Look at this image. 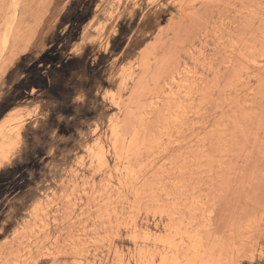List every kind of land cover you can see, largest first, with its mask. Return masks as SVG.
<instances>
[{
	"label": "rangeland",
	"instance_id": "1",
	"mask_svg": "<svg viewBox=\"0 0 264 264\" xmlns=\"http://www.w3.org/2000/svg\"><path fill=\"white\" fill-rule=\"evenodd\" d=\"M0 216V264H264V0H0Z\"/></svg>",
	"mask_w": 264,
	"mask_h": 264
},
{
	"label": "bare ground",
	"instance_id": "2",
	"mask_svg": "<svg viewBox=\"0 0 264 264\" xmlns=\"http://www.w3.org/2000/svg\"><path fill=\"white\" fill-rule=\"evenodd\" d=\"M106 94H108V93H106ZM171 116H172V115H171ZM174 118H175V117H174ZM175 119H176V118H175ZM116 130H117V129H116ZM132 140H133V139H132ZM96 145H97V144H96ZM102 148H103V146L101 145V146H100V149H102ZM122 148H123V147H122ZM128 149H129V148H128ZM128 149H127V150H128ZM120 151H122V150H120ZM122 153H123V151H122ZM122 153H121V154H122ZM126 153H127V152H126ZM125 155H126V154H125ZM174 160H175V159H174ZM127 161H128V160H127ZM141 167H142V166H141ZM181 167H182V164H181ZM138 170H139V169H138ZM133 171H134V170H133ZM131 172H132V171H131ZM131 172H130V174H131ZM132 173H133V172H132ZM180 176H181V175H180ZM174 179H176V178H174ZM176 180H177V179H176ZM183 180H184V179H183ZM183 180H182V181H183ZM175 182H176V181H175ZM186 184H187V183H186ZM157 186H158V185H157ZM179 186H183V185L181 184V185H179ZM184 186H185V185H184ZM148 187H149V186H148ZM136 188H137V187H136ZM151 189H152V188H151ZM179 189H180V188H179ZM182 189H184V188L181 187L180 190L183 191ZM155 190H156V189H155ZM162 190H164V189H162ZM184 190H185V189H184ZM141 191H142V190H141ZM152 191H153V190H152ZM181 191H180V192H181ZM162 192H163V191H162ZM183 192H184V191H183ZM138 193H140L139 190H138ZM141 193H142V192H141ZM186 193H187V192H186ZM186 193H185V194H186ZM135 194H137V192H136ZM167 194H168V192L166 193V195H167ZM166 195H165V196H166ZM180 195H181V193H180ZM137 196H138V195H137ZM182 196H183V195H182ZM190 196H191V195H190ZM168 197H170V194H169ZM176 197H177V196H176ZM176 197H175V198H176ZM178 198H179V196L177 197V199H178ZM192 198H193V196H192ZM192 198H191V199H192ZM195 198H196V196L194 197V199H195ZM199 198H201V197L199 196ZM199 198H198V195H197V200H196V201H199V200H198ZM213 198H214V197H213ZM154 199H156V198H154ZM189 199H190V198H189ZM189 199L184 200L185 203H182V202H181L182 205H183V204H186V202H187ZM191 199H190V200H191ZM194 199H193V200H194ZM134 200H135V199H134ZM145 200H146V199H145ZM161 200H162V199H161ZM161 200H160V201H161ZM178 200H179V199H178ZM143 201H144V200H143ZM168 201H169V200H168ZM206 201H207V200H205V202H206ZM128 202H129V201H128ZM175 202H177V201H175ZM188 202H189V201H188ZM191 202H193V201H191ZM191 202H190V203H191ZM201 202H202V203H201ZM201 202H200V204H203L204 201H202V199H201ZM133 203H135V202L133 201L132 204H133ZM141 203H142V202H141ZM154 203H155V202H154ZM156 203L158 204V201H157ZM161 203H162V202H160L159 204H161ZM172 203H173V202H172ZM195 203H196V202H195ZM132 204H131V205H132ZM159 204H158V205H159ZM167 204H168V203H167ZM198 204H199V203H198ZM213 204H214V203H213ZM164 205H165V204H164ZM190 205H192V206H195V205H196V206H197V204H195V205H194V204H190ZM174 206H177V205H174ZM174 206H173V207H174ZM196 206H195V207H196ZM199 206L202 207V205H199ZM204 206H205V205H204ZM158 207H159V206H157L156 209H157ZM178 207H180V204H179ZM195 207H194V208H195ZM200 207H199V208H200ZM164 208H165L164 206H163L162 208L159 207V209H164ZM167 208H168V207H167ZM167 208L164 209V211H165V210H168ZM174 208H175V207H174ZM183 208H186V210L188 211V210H190V209L193 208V207L189 208V207L183 205ZM187 208H189V209H187ZM199 208L195 209V210H196V211H195L196 213H198L197 211H198ZM203 208H204V207H203ZM156 209H155V211L159 210V209H157V210H156ZM201 209H202V208H201ZM201 209H199V210L201 211V215H202V217H203V214H204V213H203V211H202ZM205 209H206V208H205ZM205 209H204V210H205ZM149 210H150V209H149ZM151 210H153V208H151ZM175 210H177V209L175 208ZM175 210H171V211L174 212ZM179 210H180V209H179ZM161 211H162V210H161ZM164 211H163V212H164ZM169 211H170V208H169ZM184 211H185V209H184ZM200 211H199L198 215L200 214ZM209 211H210V210H209ZM190 212H191V210H190ZM190 212H189V214L191 215L192 212H191V213H190ZM193 212H194V211H193ZM195 212H194V213H195ZM206 212H207V211H206ZM212 212H213V211H212ZM176 213H177V212L175 211V214H176ZM179 213H183V212L180 211ZM194 213H193V214H194ZM202 213H203V214H202ZM162 214H163V213H161V215H162ZM175 214H174V215H175ZM159 215H160V213H159ZM167 215H169V213H167ZM174 215L171 214V216H174ZM179 215H180V214H179ZM179 215H177V217H178ZM183 215H184V213H183ZM206 215H207V214H206ZM181 216H182V215H181ZM188 216H189V215H188ZM199 216H200V215H199ZM177 217H176V218H177ZM179 217H180V216H179ZM179 217H178V218H179ZM182 217L184 218V216H182ZM191 217H192V216H191ZM195 217H196V215H195ZM202 217H200L201 220H203V218H205V217H203V218H202ZM207 217H208V216H207ZM169 218H170V215H169ZM169 218H168V219H169ZM178 218H177V219H178ZM209 218H210V217H209ZM177 219H176V221H178ZM179 219H180V218H179ZM195 219H196V218H192L193 222H194ZM207 219H208V218H207ZM207 219L205 218V220H207ZM173 220H175V218H174ZM173 220H172V221H173ZM199 220H200V219H199ZM205 220H204V222H205ZM210 220H211V218L209 219V221H210ZM229 220H230V219H229ZM132 221H135V219H134V220H133V219L131 220V222H130L131 224H132ZM172 221H171V222H172ZM182 221H183V220H182ZM196 221H197V220H195V222H196ZM209 221H208V220L206 221V222H207V225H208V228L210 227V225L208 224ZM136 222H137V221H136ZM183 222H184V221H183ZM190 222H191V221H190ZM195 222H194V223H195ZM204 222H203V223H204ZM133 223H134V222H133ZM188 223H189V222H187V224H188ZM191 223H192V222H191ZM200 223H201V222H200ZM203 223H202V224H199V225H202V226L204 225L203 227H205L206 223H204V224H203ZM111 224H112V223H111ZM131 224H130V226H131ZM173 224H176V225L178 226V222L173 221ZM179 224H180V223H179ZM187 224L185 223V228H186V225H187ZM188 225L191 226L190 223H189ZM183 226H184V224H183ZM189 226H188V227H189ZM181 227H182V226H181ZM166 228H167V227H166ZM169 228H170V226H169ZM171 228H172V227H171ZM185 228H184V230L187 231L188 229H185ZM192 228H193V227H192ZM197 228L199 229L200 226H198ZM172 229H173V228H172ZM175 229H176V227H175ZM200 229H201V228H200ZM203 229H205V228H203ZM132 230H133L134 232H138V231H139V225L134 224V225L132 226ZM169 230H170V229H169ZM173 230H174V229H173ZM177 230H178V229H176V231H177ZM194 230H195V229H194ZM171 231H172V230H171ZM171 231H169V232H171ZM176 231H175V232H176ZM178 231H179V230H178ZM178 231H177V232H178ZM180 231H182V230L180 229ZM195 231H196V230H195ZM143 232H144V231H143ZM175 232L173 233V235H175ZM177 232H176V233H177ZM193 232H194V231H193ZM193 232H192V234H193ZM198 232H200V231H198ZM183 233H184V231H183ZM186 233H187V232H186ZM186 233H185V234H186ZM196 233H197V231H196ZM130 234H131V233H130ZM149 234H150V231H146L144 235L147 236V238H150V237H149V236H150ZM189 234H190V236H188V238L184 237V236L181 234V235H182V236L180 237L181 241H180L178 244L173 243L172 240H170V239H164V240H162V242H161V240L158 238V239L160 240V242L162 243L163 247H164V252H163L162 256L160 257L159 264H208V263H209V261H208L209 254H208V258L205 259V254H204V252H203L204 257H203V255H201L202 253H200L201 250H204V249H203V248H204V245H203V243H202V242H203V241H202V236H200L201 239L198 240V239H197V238L199 237L198 235L196 236V234H194V235H191V233H189ZM201 234H202V233L200 232L199 235H201ZM117 235H118V234H117ZM156 235L158 236V234H156ZM166 235L168 236L167 233H166ZM173 235L171 234V236H173ZM176 235H177V234H176ZM202 235H203V234H202ZM213 235H215V234H213ZM249 235H250V234H249ZM132 236H133V235H132ZM179 236H180V235H179ZM195 236H196V237H195ZM77 237H78V236H77ZM106 237H107V236H106ZM134 237H135V236H134ZM153 237H155V236H153ZM153 237H152V238H153ZM174 237H175V236H174ZM174 237H173V239H174ZM177 237H178V236H177ZM200 237H199V238H200ZM132 238H133V237H132ZM145 238H146V237H145ZM160 238L162 239V235H161ZM213 238H214V237H213ZM102 239H103V238H102ZM104 239H105V238H104ZM143 239H144V238H143ZM153 239H154V238H153ZM156 239H157V237H156ZM158 239H157V240H158ZM186 239H189V241H192V240H193V243H191L190 246L187 244L189 247H188V248L186 247V248H187V249H186V250H187L186 253L182 254V248H183V246L187 243V242H186ZM70 240H71V239H70ZM144 240H145V239H144ZM146 240L149 241L148 239H146ZM195 240H196V241H195ZM206 240H207V238H206ZM154 241H155V240H154ZM194 241H195V242H194ZM207 241H208V240H207ZM228 241H229V240H228ZM109 242H110V241H109ZM158 243H159V242H158ZM161 243H160V244H161ZM73 244H74V243H73ZM83 244H84V243H83ZM222 244H223V243H222ZM227 244H228V243H227ZM187 245H186V246H187ZM213 245H214V244H213ZM228 246H229V245H228ZM81 247H82V246H81ZM215 247H216V246H215ZM213 248H214V247H213ZM205 249H207V248H205ZM214 249H215V248H214ZM229 249H230V248H229ZM77 250H79V249H77ZM80 250H81V249H80ZM208 250H209V248H208ZM147 251H148V250H147ZM170 251H173V252H174L172 256L169 255ZM214 251H215V250H214ZM184 252H185V251H184ZM209 252H210V251H209ZM211 252H212V251H211ZM81 253H82V251H81ZM146 253H147V252H146ZM148 253H149V252H148ZM206 253H207V252H206ZM144 254H145V253H144ZM78 255H79V254H78ZM154 255H155V254H154ZM211 255L214 257V255H213L212 253H211ZM211 255H210V256H211ZM219 255H220V254H219ZM212 256H211V257H212ZM147 257H148V258H147ZM150 257H151V256H150V253H149V256H148L147 254H146L145 256L143 255V259H146V258H147L145 264H153V258H150ZM152 257H153V256H152ZM211 257H210V258H211ZM213 257H212V259H213ZM217 257H220V258H221V256H217ZM214 258H215V257H214ZM139 259H140V258H139ZM150 259H151V260H150ZM212 259H211V261H213ZM232 259H233V258H232ZM85 260H86V262L91 263L88 259H85ZM93 260H95V258H94ZM209 260H210V259H209ZM222 261H223V259H222ZM207 262H208V263H207ZM216 262H217V261H216ZM224 262H227V261H224ZM220 263H221V262L219 261V264H220ZM222 263H223V262H222ZM222 263H221V264H222ZM91 264H92V263H91Z\"/></svg>",
	"mask_w": 264,
	"mask_h": 264
},
{
	"label": "snow or ice",
	"instance_id": "3",
	"mask_svg": "<svg viewBox=\"0 0 264 264\" xmlns=\"http://www.w3.org/2000/svg\"><path fill=\"white\" fill-rule=\"evenodd\" d=\"M93 69H88L87 72H81L80 77H74L72 80V84L75 88V91L70 90V100L71 97H75L76 104L74 106H78L82 108V112L87 113L89 102L96 99L98 103L99 93L96 91V78L92 76ZM69 115H71V109L69 110ZM53 116V126H54ZM79 118H77L78 120ZM75 123V121H74ZM39 134V133H38ZM0 220H3V216H0ZM11 224H8V228H11ZM7 230V229H6Z\"/></svg>",
	"mask_w": 264,
	"mask_h": 264
}]
</instances>
